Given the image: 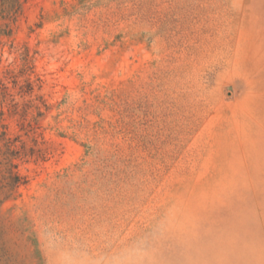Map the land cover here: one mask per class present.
Here are the masks:
<instances>
[{
    "label": "rangeland",
    "instance_id": "rangeland-1",
    "mask_svg": "<svg viewBox=\"0 0 264 264\" xmlns=\"http://www.w3.org/2000/svg\"><path fill=\"white\" fill-rule=\"evenodd\" d=\"M21 4L0 264H264V0Z\"/></svg>",
    "mask_w": 264,
    "mask_h": 264
},
{
    "label": "trees",
    "instance_id": "trees-1",
    "mask_svg": "<svg viewBox=\"0 0 264 264\" xmlns=\"http://www.w3.org/2000/svg\"><path fill=\"white\" fill-rule=\"evenodd\" d=\"M21 0H0V8L4 9V13L8 20L21 9ZM3 113L0 112V121ZM0 204L13 198L17 189L26 184L24 177L17 172V164L15 160L22 159L26 155L23 153V144L18 148L15 143L17 138H10L7 134L6 127L0 126ZM33 153V151L31 152Z\"/></svg>",
    "mask_w": 264,
    "mask_h": 264
},
{
    "label": "clouds",
    "instance_id": "clouds-1",
    "mask_svg": "<svg viewBox=\"0 0 264 264\" xmlns=\"http://www.w3.org/2000/svg\"><path fill=\"white\" fill-rule=\"evenodd\" d=\"M114 264H137V252L135 250H127L118 254Z\"/></svg>",
    "mask_w": 264,
    "mask_h": 264
}]
</instances>
